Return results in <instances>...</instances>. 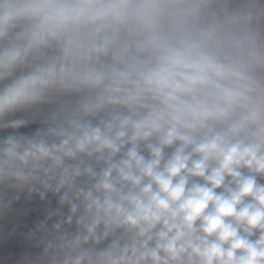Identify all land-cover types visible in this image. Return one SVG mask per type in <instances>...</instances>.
Instances as JSON below:
<instances>
[{
    "label": "clouds",
    "instance_id": "9594fccd",
    "mask_svg": "<svg viewBox=\"0 0 264 264\" xmlns=\"http://www.w3.org/2000/svg\"><path fill=\"white\" fill-rule=\"evenodd\" d=\"M0 264H264V0H0Z\"/></svg>",
    "mask_w": 264,
    "mask_h": 264
}]
</instances>
